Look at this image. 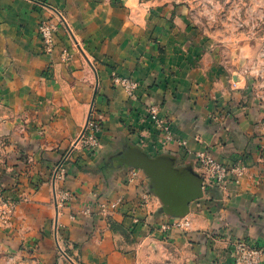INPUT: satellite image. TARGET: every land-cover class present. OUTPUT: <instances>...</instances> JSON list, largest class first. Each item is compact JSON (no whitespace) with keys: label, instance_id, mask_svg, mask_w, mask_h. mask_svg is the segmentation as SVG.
Here are the masks:
<instances>
[{"label":"crops","instance_id":"0c3cea01","mask_svg":"<svg viewBox=\"0 0 264 264\" xmlns=\"http://www.w3.org/2000/svg\"><path fill=\"white\" fill-rule=\"evenodd\" d=\"M44 1L0 0V101L8 105L12 115L23 110L31 114L30 126L34 129L30 130L29 141L33 143L27 150L36 161L30 170L32 174L35 171L34 179H44L37 192L30 193L31 184L23 187L33 200L20 207L14 222L15 226L19 222V229L12 227L15 239L31 247L34 263L61 264L54 240L56 228L51 226L56 216L49 206L53 187L47 179L62 152L74 143L85 126L96 73L98 91L91 113L103 121L101 145L91 150L77 143L63 182V186L75 193V198L58 215V222L63 224L60 233L70 239L72 255L78 256L83 264H124L115 253L124 247L118 229L111 227L115 220L124 222L142 241L154 235L170 242L179 233V244L190 253L188 264H232L233 242L238 239L264 250V169L260 163V141L254 128L247 126L252 124L246 118V111L234 106L236 101L228 104L227 91L218 88V83L206 75L202 76L197 64L185 60L187 52L181 34L168 30L153 34L156 41L147 42L144 63L133 56L125 58L117 38L108 44L97 41L94 55L100 61H96V72L87 60L76 55L68 64L54 60L59 63L54 64L52 75L45 78L43 71L52 57L41 52L37 32L39 20L51 14ZM51 1L59 5L77 4L69 0ZM82 12L81 9V15ZM83 15L88 30L99 29L103 18L97 10ZM93 33L92 38H97L98 31ZM113 70L138 80L135 97H129L122 87L112 83ZM217 98L221 101L216 104ZM151 103L158 105L161 117L171 121L176 140L163 144V134L147 110ZM41 120H53L46 126V130L50 129L46 136L39 134ZM179 139L187 142L185 147L179 145ZM136 149L151 158L166 156L179 170L190 167L198 179L201 171L197 169L196 154L204 151L227 166L243 161L250 166V173L239 181L228 179L224 188L211 184L203 189L201 196L189 202V212L179 216L191 221L183 234L179 228H162L174 216L160 210L158 197H151L152 203L144 211L135 209L142 187L139 181H128L130 168L134 166L120 159L125 158L124 152ZM93 199H99L98 206L92 207L97 213L95 217L80 213L75 220L70 218L73 211L85 209ZM117 200L122 202L116 211L105 210L103 204ZM110 212L112 217L108 216ZM23 213L28 220L21 219ZM136 213L142 224L135 225ZM10 231L0 230V237L9 238ZM42 231L46 232L45 236ZM3 244L0 240V248L7 249Z\"/></svg>","mask_w":264,"mask_h":264},{"label":"rangeland","instance_id":"374dc122","mask_svg":"<svg viewBox=\"0 0 264 264\" xmlns=\"http://www.w3.org/2000/svg\"><path fill=\"white\" fill-rule=\"evenodd\" d=\"M69 1L70 3L75 1L77 4L69 5L66 2V4L59 5L51 0L43 2L51 8V14L40 19L37 26L41 43L40 50L52 57L51 62L46 65L43 71L45 78H48L49 74L52 75L54 64L59 63L54 60H60L61 63L68 64L72 62L76 55L87 60L89 63L87 64L96 72V61H100L94 55V49L98 48L97 41L98 44H108L111 40L114 41L117 38L119 45L122 46L120 49L125 58L133 56L135 60L144 63L147 42L149 40L156 41L153 34L158 35L162 33V30H168L175 34L179 33L184 39L183 44H185L184 47L187 52L185 60L188 59L187 62L192 65L197 64L196 66L201 67L199 72L202 76L206 75L210 81L218 83V88L227 91V98L230 97L228 104L230 101H236V105H233H238L240 109L246 111V118L252 124L247 126L249 129L254 128L255 136L260 141L259 152L262 159L260 163L263 164L264 169V0ZM81 9L83 10L82 15L83 13L90 15L97 10L100 18H103L98 27L99 29L88 30L86 17L84 15L82 17ZM43 24L55 26L50 36H48V42L41 34V25ZM95 31H98V37L92 38ZM87 35H90L91 38L86 37ZM113 73L117 74L118 72L116 70L112 71L111 80ZM123 76L132 78L128 75ZM97 86L98 75L96 73V86L90 103L91 110L98 91ZM137 90L135 95H137ZM219 99L215 100L216 104L220 103L221 100ZM6 106L8 105L0 101V230L2 232L11 231L7 235L9 238L0 237V240L4 243L3 245L7 246V249L0 248V264H36L34 263L36 258L31 256V247L17 241L15 231L12 229L15 219L19 215V210L33 200L29 197V192L23 190V187H29L31 184L32 191L30 193L37 192L44 182L41 177L34 179L35 171H33V175L30 170L35 166L36 161L33 153L31 154L27 150V147H31V143H33L29 141L30 136H32L30 130L34 129L30 126L33 119H31L29 111L27 113L25 110L12 115V112ZM152 106H157L159 112L158 105L149 104L147 110L150 117V107ZM91 110L85 126L73 140L74 143L62 152L61 157L54 164L50 179H47L53 187V197L49 202V206L55 210L56 216L55 221L54 219L51 220V226L56 228L54 240L61 264L62 262L63 264H83L78 256L72 255L70 239L62 237L60 231L63 224L58 222V215L62 209L70 207V203L75 198V193L63 186V182L67 177V164L71 162L74 154L73 150L77 143L80 142L82 146L88 149L92 148L91 150H96L101 145L100 134L104 129L103 121L96 114H92ZM161 118L166 119L171 128V121L166 117ZM41 121L38 126L39 134L46 136L48 130H50H46V126L51 125L53 120L49 122L46 120ZM89 121L94 122L99 127L97 133L100 143L95 146L87 143L88 135L91 132ZM157 128L162 133L161 129ZM170 130L172 132V129ZM16 131L19 133L17 134ZM172 137L173 139L167 143L176 140L173 134ZM177 141L180 146H186L180 143L185 140L179 139ZM16 143L18 144L15 152L16 146L14 145ZM7 145L9 147L13 146L14 149L7 148ZM204 152L211 154L208 151ZM41 153L43 155L44 150ZM234 164L235 166H242L244 174L230 179L239 181L249 175L250 166L238 160L232 165ZM78 168L81 167L78 166ZM197 169L198 171L202 170L198 166ZM130 171L132 172L128 181H139L138 184L142 187V193L139 192L135 209L140 212L144 211L147 208L146 205L152 203L151 197H158V201L161 203L160 210L164 211L166 204L156 192L151 179L152 176L139 167H131ZM200 178L202 179L201 175ZM227 181L228 179L219 186L224 188ZM98 200H91L90 205L85 209L81 208L73 211L70 218L75 220L80 213L95 217L97 213L94 208L98 206ZM105 210H107V206ZM137 210L135 211L138 212ZM189 210L188 208V212ZM114 211L116 210L112 212ZM112 212L109 213V217H112ZM136 214L135 225L142 224V218L139 214H137L138 216ZM23 215L24 218L21 219L28 220L26 214L23 213ZM115 221H113L111 227L118 229L120 243L125 247L115 250L117 257L122 258V263L188 264L190 253L187 248L184 249L179 244V233L177 234L178 237L172 241L169 240L170 242L159 240L154 235L142 241L138 235L129 231V227L124 222L117 221L116 223ZM19 226L21 225L18 222L16 226L14 225V228L19 229ZM179 229H182L183 234L186 231L185 228ZM57 231H59V234ZM45 233L42 231L43 236L46 235ZM182 233L180 232L181 235H183ZM72 245L75 247L76 244L72 243Z\"/></svg>","mask_w":264,"mask_h":264},{"label":"built area","instance_id":"2783aa9c","mask_svg":"<svg viewBox=\"0 0 264 264\" xmlns=\"http://www.w3.org/2000/svg\"><path fill=\"white\" fill-rule=\"evenodd\" d=\"M54 25H41V34L44 36L46 42L49 41L48 36L54 30ZM112 83L115 86L122 87L129 97H135L137 88L139 87V82L135 78L123 76L121 74H112ZM150 115L156 125L159 127L163 133V144L172 140L171 128L168 125V121L159 116L157 106L150 107ZM91 125L90 133L88 135L87 143L91 146L98 145L100 142L98 140V130L99 127L92 121H89ZM182 145H186V142H180ZM196 162L198 167L202 168L201 176L203 179V189H206L208 185L211 184H224L226 179L240 177L244 174L242 171L243 167L238 165L227 166L221 163L215 156L206 153L199 152L196 157ZM122 200H117L103 204L104 208H110L112 210L117 209L121 204ZM191 226V221L184 217H174L170 223H164L162 225L163 229H169L171 227L175 228H185L188 229ZM232 264H261L264 257V250L261 246L250 243L244 239H238L233 242V252H232Z\"/></svg>","mask_w":264,"mask_h":264},{"label":"water","instance_id":"95a60500","mask_svg":"<svg viewBox=\"0 0 264 264\" xmlns=\"http://www.w3.org/2000/svg\"><path fill=\"white\" fill-rule=\"evenodd\" d=\"M123 154L125 158L121 161L142 168L152 176L154 188L166 204V213L174 217L183 216L188 212L189 202L202 195L203 179H198L190 167L179 170L170 158H151L140 149Z\"/></svg>","mask_w":264,"mask_h":264},{"label":"trees","instance_id":"16d2710c","mask_svg":"<svg viewBox=\"0 0 264 264\" xmlns=\"http://www.w3.org/2000/svg\"><path fill=\"white\" fill-rule=\"evenodd\" d=\"M124 159V158H123ZM122 163H125V161H121ZM166 213V212H165Z\"/></svg>","mask_w":264,"mask_h":264}]
</instances>
